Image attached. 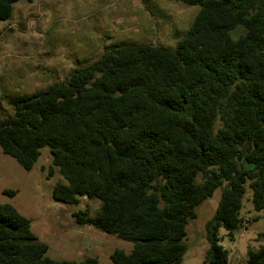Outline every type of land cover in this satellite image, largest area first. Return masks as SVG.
<instances>
[{"label":"trees","instance_id":"trees-1","mask_svg":"<svg viewBox=\"0 0 264 264\" xmlns=\"http://www.w3.org/2000/svg\"><path fill=\"white\" fill-rule=\"evenodd\" d=\"M17 1L0 0V21ZM180 1L199 11L176 49L115 46L65 81L13 99V115L0 119L1 151L24 170L48 148L66 181L53 187L55 201L100 202L95 216L73 214L78 225L133 244L114 250L111 264H181L188 220L218 188L204 264H227L218 233L233 240L243 228L247 191L264 211V0ZM237 27L245 33L234 40ZM30 226L0 202V264H98L48 258ZM247 263L264 264V245Z\"/></svg>","mask_w":264,"mask_h":264},{"label":"rangeland","instance_id":"rangeland-1","mask_svg":"<svg viewBox=\"0 0 264 264\" xmlns=\"http://www.w3.org/2000/svg\"><path fill=\"white\" fill-rule=\"evenodd\" d=\"M199 7L180 0H19L9 19L0 21V119L13 115L11 101L65 81L102 53L124 44H150L176 49L192 25ZM242 27L230 31L237 39ZM66 184L52 165L48 148H42L33 168L24 170L0 148V202L13 205L30 220V230L47 245L46 256L57 261L80 262L96 258L111 264L114 250L129 253L133 244L113 234L78 225L73 217L87 210L95 216L100 202L79 197L68 206L52 198L53 187ZM11 190L15 195L4 194ZM221 189L196 208L188 220L181 264H204L208 250L205 225L213 216ZM240 216L243 228L230 240L224 229L219 244L226 250L227 264H248L249 250L264 241V211L253 209L250 193L243 197ZM254 219H256L254 221Z\"/></svg>","mask_w":264,"mask_h":264}]
</instances>
